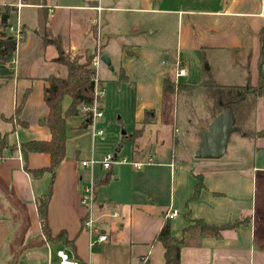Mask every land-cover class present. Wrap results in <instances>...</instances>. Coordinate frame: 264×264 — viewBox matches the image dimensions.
Returning <instances> with one entry per match:
<instances>
[{
	"label": "crops",
	"instance_id": "0c3cea01",
	"mask_svg": "<svg viewBox=\"0 0 264 264\" xmlns=\"http://www.w3.org/2000/svg\"><path fill=\"white\" fill-rule=\"evenodd\" d=\"M112 2L115 7L112 4L103 6L102 0H83L82 4L60 5L58 9L29 2H17L13 4L16 5L15 8L5 5L16 12L19 8L26 7L41 10V19H36L35 29L28 28L23 21L20 22L21 37L16 41L13 60L9 64H0V134H8V146L0 147V252L11 243L21 241L19 239L28 231L37 235V238L24 243L16 251L24 245L43 240L37 219L36 200L45 191L49 174L46 173L36 180L25 172L19 144L29 140L49 139L48 129L39 124L48 112L43 99L44 90L48 86L46 78L50 75L65 77L67 74L66 68L55 62L58 56L56 48L43 44L44 34L58 38L64 53L71 57L80 56L92 48L94 36L91 26L100 19V29L105 40L102 54L109 56V44L111 40H115L118 41L121 51L128 48L122 51V56L130 60L131 65L136 64L138 67L143 64L147 71L144 79L149 81L146 88L159 91L160 103L156 105L148 100L140 101V106L135 110V129L141 128L145 113L150 114L148 124L137 138V143L145 129L156 120L168 123L170 107L166 103L167 96L177 98L179 94L162 95L164 77H170L180 85H198L201 81L203 58L213 79L220 85L241 86L248 78L252 85L256 83L260 47L258 33L264 28V0H132L130 3L125 0V8L116 7L118 0ZM96 7L101 8L100 14L94 9ZM119 11L143 18L134 19L130 25L124 27L115 22L118 19L113 13ZM147 15L151 17L148 18ZM154 15L165 17L164 20L155 21ZM170 20L176 21L177 26L174 46L167 42ZM27 30L31 32L28 37ZM156 34L160 38L158 44L152 39ZM223 53L229 54V58L232 54L242 57L246 66L236 73V66L232 62L227 63L231 70L230 79L217 82L212 63H216L214 57H220ZM153 58L159 61V65L151 63ZM99 62L95 68L96 77L100 81V87L104 89L100 77L97 76ZM110 63L112 64L111 60ZM178 66L186 70L185 77L175 78ZM215 67L218 69V65ZM123 70L127 77L139 85L137 78L127 68ZM137 83L136 89L139 90L143 86L138 87ZM263 98H258L251 120H256V111ZM69 102V98L65 97L62 103L64 109ZM16 108L21 124L16 123L15 119L13 122L8 120L14 115ZM175 112V109L171 112L175 121L170 119L175 124H171L170 131L172 148L176 151L182 137L179 135ZM72 118L76 128L78 125L81 127L85 116ZM199 120L203 121V117ZM211 120L212 118L207 119L206 124L199 129L203 130ZM79 127L73 134L74 139L78 140L84 131L87 132L89 126L85 130H79ZM199 141L200 138L191 142L190 154L194 152ZM230 142L231 136L228 147ZM79 149L80 146L76 145L73 151L75 153L67 152L66 160L59 165L48 207L52 235L64 230L68 240H74L73 247L61 243L51 244L68 249L71 257L85 264H163V248L155 240V236L166 219L165 214L169 209L179 212L173 222L170 221L172 235L179 238L182 230L191 225L185 219V213L189 209L192 219L202 220L210 225L220 226L243 218H247L248 222L233 229L222 230L217 236L195 227L189 228L184 234L180 264H264V197H251L256 189L258 175L250 172L222 174L212 161H202V171L191 172L193 189L196 182L194 174H201L205 183L198 200L189 203L188 207L186 201L192 197L193 190L191 194H188L186 188L179 190L177 195L167 199V203L163 202L166 200L153 197L146 190L141 191L142 197H137L132 188L120 196L107 182L110 172L106 174L98 182L107 184L104 187L105 193L98 197L95 187L92 214L97 227L108 236V240L94 244L92 237L82 227L85 210L79 205L80 188L83 183L88 182L85 178L89 174L83 172L86 167L81 165V161L88 159L83 157L79 160ZM139 151L143 152L140 148ZM174 159L179 161V165L170 163L168 166L171 185L177 183L176 179L180 178V173L184 170V165H180L182 160L177 157ZM48 164L47 154L28 156L30 169L43 168ZM252 170L253 173L257 171L254 168ZM92 175L91 170L90 178ZM118 178L119 176H114L113 181ZM45 245L49 243L40 246ZM52 263L49 261L48 264Z\"/></svg>",
	"mask_w": 264,
	"mask_h": 264
},
{
	"label": "rangeland",
	"instance_id": "374dc122",
	"mask_svg": "<svg viewBox=\"0 0 264 264\" xmlns=\"http://www.w3.org/2000/svg\"><path fill=\"white\" fill-rule=\"evenodd\" d=\"M123 1L125 0H118L116 7L125 8L127 5H124L125 3ZM126 1L130 3L132 0ZM17 2H29L30 4H41L42 6L45 4V6L47 5L50 8L58 9V6L60 5L82 4L83 0H0V11L4 10L3 7L5 5H11L15 8L16 5L13 4H16ZM101 4L103 6H112L113 2L112 0H102ZM113 6L115 7V5ZM43 9L48 10L45 8ZM113 15L118 19H115V22L120 23L124 27L130 25V22L134 19L138 18L140 20V18H143L142 16H135L126 11L114 12ZM147 17L149 18L151 16L147 15ZM163 17L161 18V16L154 15L155 21L164 20ZM36 19H41V10L26 7L23 9L19 8L17 12L13 9L10 14L9 22L14 28L18 26L20 29L22 28L20 22L23 21L28 25V28L35 29L37 27L35 24ZM17 21L19 22V25H17ZM176 27V21L173 22V20H170V25L168 27L169 34L167 36V42L170 46H174L175 43L174 37H176ZM91 30L94 36V44L92 48L85 52L93 53L95 57L97 48L102 50L105 40L101 29L98 30L96 24L91 26ZM30 33L31 32L27 30L26 36L28 37ZM158 36L159 34H156L152 38L156 44L160 41ZM127 49V47L124 48V50ZM124 50L122 49V51ZM122 51L118 41L111 40L108 49V57L112 62V69H109V67L104 65L101 61L97 66V76L100 77L104 87L103 100L99 104L103 115L100 118H95L93 123L94 128L102 131L103 135L96 136L93 139L90 136L91 127H88L87 132L84 131L79 137V140L78 138L74 139L73 134L78 130L77 127H79V125L75 128V121H72L74 118H70V116L67 117L66 154L67 152L69 154L75 153L73 151L75 150L76 145H79V160L83 157V159L91 158L93 161L99 163L103 156H113L115 150L121 144L119 151L116 153V160L113 161L110 170L102 169L99 164H95L93 169L86 167L83 168L84 171L82 170L84 173L86 172V175L89 174L85 179L89 182L92 180L97 189L98 197L105 193L104 187L107 186V184H98V182L102 178H105L106 174L109 172L110 175L108 176L107 182L120 196H122L129 188H132L137 197H142L143 195L141 191L146 190L153 195V197H159L161 200H166L163 202L167 203V199L171 196L173 197L177 195L179 190L186 188L188 194H191L194 184L191 172H201L203 164H200L202 161L193 158V154H190L189 148L191 142H195L199 139V128L206 124L207 119L211 118L206 107L210 101L206 98L202 88L194 90L191 94L186 91H181L177 98L174 96L172 97L171 95L167 96L166 103L168 104V108L170 107L168 113L170 118H172L171 112L174 109L176 110V123L179 129V135L182 137L176 151L172 148V133L170 131V126L173 123V120L175 121L174 118H172L173 120L169 118L168 123L163 121L158 122V120H156L154 124L149 125L145 129L143 136L139 139V142H135L137 145L135 148L133 141L129 138L136 128L134 123L135 110L140 106V101L148 100L156 105L157 103L159 104L160 97L159 91L146 88L149 81L147 82V80L144 79L146 78L147 71L145 70V67H143V64L141 63L138 67L136 64L131 65L130 60L122 56ZM101 54L102 52L100 51V55ZM230 57L231 58H229V54L227 55L224 53L220 54V57H214L216 63L213 62L212 65L216 70L217 82H223L230 79L231 70L228 68L227 63L232 62V64L236 66L235 70L233 69L236 73L246 66L242 57H238V55L234 54ZM151 63L153 65H159V61L154 58ZM215 65H218V69ZM123 68H127L131 75L134 78H137L139 85L129 77L128 79L132 83L116 82L119 77V71ZM240 76L238 77V80L242 77ZM140 79H143L142 83L140 82ZM136 83L138 87H143L137 90ZM260 103L261 106L256 111V120L254 121L253 118L249 121V129H264V98ZM201 117H203L204 123H202L203 121L200 122L199 119ZM79 130L85 129L79 127ZM241 135L242 134L237 132L231 135V142L229 143L228 150L220 160L212 161L215 163L213 165L220 168L218 169V172L222 174H227L229 172H250V174L258 175L256 189L251 197H264V177L262 176L264 175V138L250 139ZM124 137L128 139H124ZM123 140L127 141L122 144L121 142ZM139 148L142 149L143 152L139 151ZM134 149H137V152L133 155ZM174 157L182 160L180 165H184V170L180 173V178H177L178 172L176 173L177 183L171 185V175L168 166L170 163L179 165V161L174 159ZM123 160L126 162H122ZM133 161L141 163L142 167L140 169H135L131 164ZM253 168L257 170L254 173L252 170ZM91 170L93 175L90 178ZM114 176H119L118 180L113 181ZM171 222H173V220H171ZM36 236L37 235L32 234L31 231H28L21 239H19L21 241L11 243L6 249L0 252V264L10 263L14 252L24 243L36 239ZM58 250L64 251L70 257L72 256L69 250L65 249L63 246L49 243V245L35 246L23 251L18 264H48L49 261H52V264H56V252Z\"/></svg>",
	"mask_w": 264,
	"mask_h": 264
},
{
	"label": "trees",
	"instance_id": "16d2710c",
	"mask_svg": "<svg viewBox=\"0 0 264 264\" xmlns=\"http://www.w3.org/2000/svg\"><path fill=\"white\" fill-rule=\"evenodd\" d=\"M3 9L0 11V64H9L13 60L16 49V41L7 34V29L11 26L8 21L13 9L8 6H4ZM258 38L260 47L257 58V78L254 85L251 84L250 78L241 86L220 85L216 83L207 63L202 58L201 81L198 85H180L166 76L162 80V95L171 93L180 94L181 91L191 94L197 88H202L206 98L210 101L208 111L211 118L220 112L222 108H229L233 114L234 125L241 129L243 136L252 139L264 138L263 130L255 131L248 128L258 98L264 97V28L260 29ZM42 41L44 45H53L56 48L58 56L55 62L62 64L67 72L65 77L50 75L46 78L48 86L44 90L43 99L48 112L46 117L39 121V124L48 129L49 139L29 140L19 144L24 171L36 180L41 179L46 173L49 174L47 187L36 200L37 219L43 240L22 246L14 253L11 262L8 264H18L23 251L35 246L44 245L45 243H61L64 246H74V240H68L64 230L54 236L52 235L48 222V207L52 196L56 171L59 165L66 160V118L69 116H85L81 128H85L91 124L92 114L86 109L91 108L94 102L96 72L91 67L94 54L85 52L80 56L71 57V55L64 53L61 49L58 38L49 37L47 34H44ZM116 82L128 83L131 81H129L124 70L120 69ZM97 83L100 85L99 80H97ZM65 97H68L70 100L66 109L62 105ZM99 101L101 103L102 99ZM18 108L15 109L14 115L8 120L13 122L15 119L16 123L21 124L18 119ZM149 114V112L145 113L141 128L134 129L130 135L133 143L141 136L144 127L148 124ZM207 126L203 129H207ZM7 137V133L4 135L0 134L1 148L8 146ZM134 145L137 147L136 144ZM136 152L134 149L133 155ZM30 154H47L49 164L43 168L30 169L28 167V156ZM193 176L196 182L192 197L186 201V207H188L189 203L197 201L201 191L204 189L203 176L201 174H194ZM185 219L191 225L182 230L179 238H175L172 235L171 220L169 219L164 220L161 229L155 236V240L163 248V264H180V250L184 241V234L189 228L195 227L201 231H209L217 236L222 230L233 229L248 222L247 218H243L220 226L210 225L202 220L192 219L189 209L185 213Z\"/></svg>",
	"mask_w": 264,
	"mask_h": 264
},
{
	"label": "built area",
	"instance_id": "2783aa9c",
	"mask_svg": "<svg viewBox=\"0 0 264 264\" xmlns=\"http://www.w3.org/2000/svg\"><path fill=\"white\" fill-rule=\"evenodd\" d=\"M94 9L96 10L97 14H100L101 12L100 7H96ZM95 24L97 25L99 30L100 19H97V21H95ZM7 34L11 36L15 41L19 40L21 37V31L18 28V26L16 28L10 26L7 29ZM100 51L101 49L97 48L96 55L92 60L93 61L92 67L94 69L96 68L97 62L100 61V56H101ZM186 74H187L186 70L183 67L178 66L175 71V78L185 77ZM97 80L98 79L96 77L95 86H94L93 105L91 106V108L86 109L87 111H90L92 114L91 124L89 125V127H91L92 137L103 135L102 131L96 130L94 128V123H93L95 118H100L103 115L102 109L99 107L100 104L99 100L103 98L104 91L97 83ZM122 162H126V161L123 160ZM112 163L113 160L111 155L103 156L101 162L99 163L93 161L91 158L85 161H81V165L83 167H89L90 169H92L95 164H99L101 168L104 170H109L111 168ZM131 164L135 169H139L142 166L141 163L134 161ZM94 204H95V186L91 180L90 182L88 181L83 183L80 188L79 205L85 210V215L82 221V227L89 234V236L92 237L94 244H101V243H105L108 240V236L105 233H102L101 230L97 227L96 220L94 219L92 214V209ZM178 214L179 212L177 210L169 209L166 212L165 217L166 219L173 220L177 217ZM114 216H116L115 213ZM56 259H57L56 264H85L74 257L68 256L64 251H57Z\"/></svg>",
	"mask_w": 264,
	"mask_h": 264
},
{
	"label": "water",
	"instance_id": "95a60500",
	"mask_svg": "<svg viewBox=\"0 0 264 264\" xmlns=\"http://www.w3.org/2000/svg\"><path fill=\"white\" fill-rule=\"evenodd\" d=\"M100 61L112 69L110 59L106 54H101ZM242 134L239 127L234 125L232 111L229 108H222L208 124L207 129L199 131L200 141L194 150L193 158L200 161H217L220 160L226 153L230 136L233 133ZM126 139V138H124ZM123 140L121 143H125ZM115 150L112 160H116V153L119 148Z\"/></svg>",
	"mask_w": 264,
	"mask_h": 264
}]
</instances>
